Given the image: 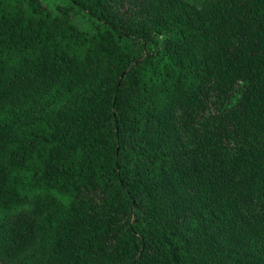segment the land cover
I'll use <instances>...</instances> for the list:
<instances>
[{
	"label": "trees",
	"instance_id": "trees-1",
	"mask_svg": "<svg viewBox=\"0 0 264 264\" xmlns=\"http://www.w3.org/2000/svg\"><path fill=\"white\" fill-rule=\"evenodd\" d=\"M0 264H264V0H0Z\"/></svg>",
	"mask_w": 264,
	"mask_h": 264
},
{
	"label": "rangeland",
	"instance_id": "rangeland-1",
	"mask_svg": "<svg viewBox=\"0 0 264 264\" xmlns=\"http://www.w3.org/2000/svg\"><path fill=\"white\" fill-rule=\"evenodd\" d=\"M75 20L77 21L78 24L82 25V26H85V18L84 17H81V15H75Z\"/></svg>",
	"mask_w": 264,
	"mask_h": 264
}]
</instances>
